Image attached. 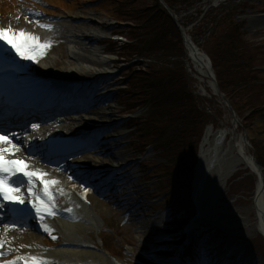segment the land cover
Returning <instances> with one entry per match:
<instances>
[{
	"label": "rangeland",
	"instance_id": "1",
	"mask_svg": "<svg viewBox=\"0 0 264 264\" xmlns=\"http://www.w3.org/2000/svg\"><path fill=\"white\" fill-rule=\"evenodd\" d=\"M79 1V0H77ZM85 4L86 12L94 11L93 17L96 23L88 24L89 27L96 25L101 29L102 33L100 41L96 40L93 47L97 48L99 53L93 54L92 50H87L86 54L94 59L107 58L106 65H93L94 68L102 71L111 70L116 74L114 81L123 82L128 79H133L134 74L126 64L127 61H122L120 55H124L125 51H120L119 47L123 41L116 42L111 40V33H121L123 38L131 39L137 32H130L129 27L119 26L118 23H135L141 20H128L129 17L138 9H144L146 6L150 8L159 0H80ZM183 2L177 4L176 9L179 18L182 19L185 31L192 37L194 42L203 49L212 59L215 56L216 63L213 62V68L218 79L221 90L227 95L231 104L234 107L235 115L230 111L229 107L223 103L218 95H215L213 88L208 87V83H203L199 79V74L194 69V65L189 61L188 51L185 46L183 36H180L175 42L178 46L180 54L175 53L174 56L169 58H162L165 63L172 62L178 67H182L185 73L188 89L196 98L195 105L200 109L197 115V120L202 116L204 119H209L210 123L213 122L216 126L225 127L229 132L230 139L235 140L240 136H244L245 130L252 131L253 134L248 138L249 144L247 147L251 154L257 150V157L261 163L264 164V127L256 131L255 127L257 122L262 119L264 123V86L259 83L260 79L264 80V22L255 26L252 24L254 19L259 18L264 21V0H191L190 3L184 5ZM123 4L124 6L122 7ZM184 5V6H183ZM148 8V7H147ZM61 11L60 9H55ZM202 11L203 14H200ZM89 15V14H88ZM204 15L213 17L207 20L203 19ZM103 18L104 22L98 21ZM67 21V25L79 24L80 21L71 22ZM121 21V22H120ZM75 31L79 32V29ZM229 38V39H228ZM230 38H234L231 40ZM109 39V40H106ZM181 41V42H180ZM233 44L234 50L229 51V46ZM70 43L66 39H61L59 45L53 48L45 59L52 60L60 59V55L64 54L65 58L63 63H60L57 70L68 72L80 68L83 64H87L82 60L71 58L66 50L69 49ZM182 48V49H181ZM237 49V50H236ZM121 53V54H120ZM117 54V55H116ZM118 54H120L118 56ZM230 56V61L229 58ZM60 57V58H59ZM226 57V59H224ZM251 57V59L249 58ZM171 60V61H170ZM229 61V63L227 62ZM235 60L234 62H232ZM123 62V63H121ZM232 62L233 66L230 64ZM262 65L260 72L255 70V65ZM56 66V67H57ZM138 67V66H134ZM145 67V65H144ZM107 69V70H105ZM263 71V72H262ZM262 72V73H261ZM260 73L261 76H258ZM82 76L90 75L88 73H79ZM258 74V75H257ZM132 77V78H131ZM136 80V78H134ZM203 80V78H202ZM133 81V80H132ZM208 81V80H207ZM243 82V85L240 82ZM120 83V84H121ZM239 85H242L237 89ZM106 90H103L105 92ZM131 91V93H130ZM123 92V91H122ZM146 96L140 90L137 83H131L119 97V94H114L113 98L107 103L106 106H99L98 109L109 110L113 113L109 122H114V129L110 135L124 134L118 141L120 144L118 148L111 143H103V151H110L115 149L116 153H127L131 160H134L138 165L137 173L135 174V182L144 187V204L143 209L140 210L141 214H147V221L149 228L143 229V234H139L137 226L121 224L117 219L120 215L111 206H107L104 216H100L91 209L88 210L91 221L85 225L76 228V235L81 234V237L86 239L90 244V250L94 252H101L109 256L111 260L120 264H163L161 257V247L164 245L166 235L165 226L170 220L169 214L160 208V205L153 204L154 200L150 194L153 190L151 183H145L140 176L146 172L144 169V162L149 161L153 164H162L159 173L165 174L162 176V183L158 188L164 192V188H169L173 180L180 174L181 166H176L175 162L170 163L167 161L169 152L164 149L158 150V154L154 149H149V140L158 139L153 137L152 133L154 128L144 124H137L139 126L137 131V140L131 138L133 133L130 129L124 127V121L127 118L126 112L130 108L143 107ZM136 109V110H137ZM146 109V108H144ZM143 109V110H144ZM142 110V111H143ZM202 112V114L200 113ZM148 113V111H147ZM262 113V114H260ZM147 114H144L146 116ZM195 115V116H196ZM193 116V115H192ZM235 118V119H234ZM126 122V121H125ZM140 127V128H139ZM246 128V129H245ZM141 129V130H140ZM219 128H216V130ZM139 132H143V137L139 136ZM150 133V134H149ZM106 138V137H105ZM130 138L135 139L137 147L130 141ZM172 138H176L172 135ZM169 139V138H167ZM229 139V140H230ZM143 141L146 143L144 144ZM167 145L165 144V147ZM143 153H139V150ZM160 154V155H159ZM109 157V154L102 156ZM118 163L114 162L116 166ZM123 164V163H122ZM248 170H241L228 184L221 203L227 209L226 211L243 210L245 203L243 200L234 202L239 196H250L255 187V175L250 174L246 176ZM141 178V179H140ZM160 192V191H159ZM135 201V200H134ZM88 207V206H87ZM102 210V209H101ZM240 212V211H239ZM169 213V212H168ZM222 219L230 221L229 230H226L234 235H238L243 239H250L251 243H247L255 252L257 260L253 259V264H264V246L262 239L251 240L250 237L244 234L243 228H235L234 215L222 214ZM86 229H90L87 230ZM150 244V245H148ZM168 248L164 249V251ZM250 263V261H248ZM251 264V263H250Z\"/></svg>",
	"mask_w": 264,
	"mask_h": 264
},
{
	"label": "bare ground",
	"instance_id": "2",
	"mask_svg": "<svg viewBox=\"0 0 264 264\" xmlns=\"http://www.w3.org/2000/svg\"><path fill=\"white\" fill-rule=\"evenodd\" d=\"M24 1L25 0H0V28L5 30L9 28L12 29L11 32H4L5 39L0 40V45L13 48V44L16 46L22 45L23 42L36 44L38 41L41 44L49 42L52 45L55 42L47 37L46 32L53 31L54 36L60 37L61 39L64 38L70 43L66 53L71 58L82 60L87 64L86 66L83 64L80 68L75 67L73 70L64 72L62 70H57L59 68L57 65L63 63V59L65 58L64 54L60 55V59H45L40 63L39 67H36L37 70L33 69L37 75L39 74L38 79H36L37 84L55 82L67 83L72 80H80L82 75L79 73H88L92 75L93 78L96 77V79L101 77L100 74H102V72L94 68L93 65H106L108 59L99 58L96 60L86 54V51L91 49H93V54L96 55L99 53L98 49L93 47V43L100 38L102 31L95 27L96 25H92L93 27L88 26L90 23H96L93 17L94 11H91V13L86 12V9H84L85 4L80 0H38L29 4H26ZM53 8L60 9L61 11L54 10ZM39 18H41L40 21H36ZM70 18H72V23L75 21H80L81 23L68 26L64 22L69 21ZM98 21L101 23L104 22L101 17ZM263 22V20L257 18L252 21V24L259 26ZM54 26L57 27L56 30L52 29ZM79 28V32L75 31ZM21 32L25 33V35H21ZM33 37H37L38 39H33ZM37 46L38 45H35L34 48H37ZM187 48L190 58L189 61L194 65V69L198 72L199 76H201L199 79L204 81V84L208 83V87L211 89L213 88L214 94L217 95L215 82L212 78L214 71L209 56L196 44L194 47L188 42ZM89 85L90 88L94 87V85L88 83L85 88H89ZM112 115L113 113L109 112L107 109L102 112L92 108L86 112H78L72 115L75 118H71V120L65 117L60 123L63 121L61 124L62 126L69 125L66 131H68L69 134L75 135V133H81L91 128L92 124L105 125V117H111ZM76 120L79 121L77 123H82L79 130L75 129ZM71 125H74V127H70ZM263 127V120L260 119L255 129L258 131L263 129ZM48 130H50V128L44 132H48ZM252 134L253 132L249 130H245V133H243L247 141ZM121 136L122 135H119L117 138H108V141L117 144ZM229 139V132L225 127H220L216 130L213 125H209L204 132L194 182V199L198 211L192 218L191 224L197 225L207 220L214 225L229 230V228H231V222L222 219L221 216L223 213L234 215L233 223L236 225L235 228H243L244 234L251 239H262L264 241V166L259 165V163L255 161L243 136L235 140ZM95 150V152H90L89 155H81L76 158V162L82 164L81 166H89L97 171L107 170L109 166H112L113 169L111 170L110 168L108 170L118 171L124 167L122 163L127 166L125 170L118 173L117 178L110 179V181H112L110 187L114 191L116 204H111V201H107V203L111 205V208H113L118 215H120L121 221L128 225L137 226L136 228L139 230L137 233L143 234V229L148 230L149 223L147 221L148 215L140 213L144 204V188L142 185L135 182L134 174L136 173L137 163L131 160L127 153H115L114 149H112L110 152L106 151L109 153V157L102 159L99 155H103L105 152L100 149ZM114 162H117L118 166H114ZM247 169L257 175L255 190L250 197L243 196L245 201L243 210H239L240 212L232 210L227 212V208L223 206L221 199L224 196L228 182L236 173ZM67 191L72 199L78 201V197L74 193L75 191L72 187H68ZM239 199H242V196L234 199V202ZM99 207L103 210L107 209L105 203L100 204ZM82 217H84L85 221L88 220V217ZM82 221L83 219L81 222ZM74 225L76 226L75 228H73ZM80 225V223L57 222V228L60 229L64 235H66L67 232L70 237L62 238L57 242L46 240L45 244L53 247L54 250L47 251L44 246V252H39L44 254L47 261H60V263L118 264L104 253L92 252L89 250L87 241L81 237L80 233H78V237H75L76 228L78 226L81 227ZM15 233L23 235L22 237L25 238L30 236L29 238L31 239L40 240L36 234L29 235L27 232L24 234H21V232ZM40 244V242H37L32 245L39 246ZM39 247L41 248L42 246ZM18 253L20 254L13 253L12 257L15 258L26 253V248H19Z\"/></svg>",
	"mask_w": 264,
	"mask_h": 264
},
{
	"label": "trees",
	"instance_id": "3",
	"mask_svg": "<svg viewBox=\"0 0 264 264\" xmlns=\"http://www.w3.org/2000/svg\"><path fill=\"white\" fill-rule=\"evenodd\" d=\"M166 2L175 11L177 4L183 3L180 0H166ZM190 2L191 0H184V5ZM200 14H203L202 11ZM208 18H212L211 21L214 22L213 17L203 16L204 20ZM129 19L141 20L143 28L138 30V35L135 36L138 41L127 45L128 54L147 56L151 59L148 68L135 69L133 77L136 80L133 78L129 81L132 84L137 83L146 96L145 100L150 104V116L146 122H149V127L155 129L152 133L153 137L158 138L152 142L157 147L165 148L169 152L168 157L176 158V166L184 167V170L180 169V176L186 175L182 180H190L194 156L189 158L187 154L195 150L197 140L193 136L202 131L209 119L202 118L203 114L200 111L202 116L197 120L200 109L195 105L196 98L188 89L183 68L172 62L161 61L162 58H169L175 53L180 54L178 42H175L181 36L180 31L159 1L152 8L146 6L144 9L136 10ZM181 23L183 24L182 20ZM228 50H234L233 44ZM227 56L230 61V56ZM212 60L214 63L217 62L215 56H212ZM229 61L227 60L228 63ZM232 62L230 64L233 66ZM240 83L243 85L242 81ZM158 125L160 126L157 127ZM172 135L176 138H172Z\"/></svg>",
	"mask_w": 264,
	"mask_h": 264
},
{
	"label": "snow or ice",
	"instance_id": "4",
	"mask_svg": "<svg viewBox=\"0 0 264 264\" xmlns=\"http://www.w3.org/2000/svg\"><path fill=\"white\" fill-rule=\"evenodd\" d=\"M5 31L11 32L12 29L9 28V29L5 30V29L0 28V40L5 39V36H4V32ZM20 34L21 35H25V33H23V32H21ZM33 39H38V38L37 37H33ZM12 47L16 48V45L13 44ZM16 50H17L18 53L20 52L19 48H16ZM28 58H31V57H28ZM33 127H36V126L34 125ZM2 139H5V137L0 136V140H2ZM26 175H31V174H27L26 173ZM52 183H57V182L56 181H52ZM0 192H2L3 195L5 196V198L8 199V196H7V193L6 192H3L2 189H0ZM20 202L23 203V201H20ZM45 231L50 232V229L45 228ZM53 239H55V237H53Z\"/></svg>",
	"mask_w": 264,
	"mask_h": 264
},
{
	"label": "water",
	"instance_id": "5",
	"mask_svg": "<svg viewBox=\"0 0 264 264\" xmlns=\"http://www.w3.org/2000/svg\"><path fill=\"white\" fill-rule=\"evenodd\" d=\"M165 6L167 7V9L169 10V12L172 14V16L174 17V18H176V15H175V13H174V11L165 3ZM182 35H183V37H184V39H185V41L187 42L188 41V38H187V36H186V34H185V32L182 30ZM189 42V41H188ZM222 96L224 97V99H226L225 98V96L222 94Z\"/></svg>",
	"mask_w": 264,
	"mask_h": 264
}]
</instances>
